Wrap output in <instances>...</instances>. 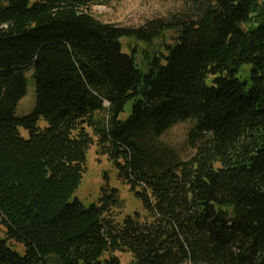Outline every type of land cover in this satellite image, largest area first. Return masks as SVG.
I'll use <instances>...</instances> for the list:
<instances>
[{
  "label": "trees",
  "instance_id": "trees-1",
  "mask_svg": "<svg viewBox=\"0 0 264 264\" xmlns=\"http://www.w3.org/2000/svg\"><path fill=\"white\" fill-rule=\"evenodd\" d=\"M94 2L0 0V264H264V0H187L138 27ZM188 120L181 160L159 138ZM92 145L143 213L119 220L108 183L74 196Z\"/></svg>",
  "mask_w": 264,
  "mask_h": 264
},
{
  "label": "rangeland",
  "instance_id": "rangeland-1",
  "mask_svg": "<svg viewBox=\"0 0 264 264\" xmlns=\"http://www.w3.org/2000/svg\"><path fill=\"white\" fill-rule=\"evenodd\" d=\"M190 9L191 5L187 3V0H95L90 7V13L104 23H111L116 26L138 27L150 20L167 19L171 16L187 14L191 11ZM31 73L32 69L25 70L27 92L18 102L15 112L18 116L28 113L34 105V88L30 78ZM249 74V65L243 64L236 75L240 80H245L249 79ZM206 82L210 84L209 79ZM120 117H126V113H122ZM40 124L41 126L45 125L43 122H40ZM192 125L193 122L191 120L177 123L166 130L159 138V141L172 148L181 160L189 159L195 151L187 141V134ZM19 131L23 137L27 136V132L23 128H20ZM104 174L107 175L106 179ZM106 183L110 187L117 188L120 197L124 201L123 211L118 215L119 220L123 215L132 214L134 211L143 213L140 201L133 197L126 185L116 179L115 170L111 163L104 156L99 155L96 152V147L92 145L87 151L85 171L74 196L84 206H89L97 202L100 189ZM2 230L3 228L0 225V236L4 237ZM11 245L21 250L18 244L11 242ZM116 255L122 264H127L130 260L128 253L117 252ZM182 264L190 263L184 262Z\"/></svg>",
  "mask_w": 264,
  "mask_h": 264
}]
</instances>
